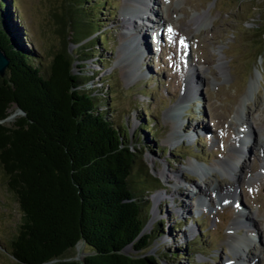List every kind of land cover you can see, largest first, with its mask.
Instances as JSON below:
<instances>
[{"label": "rangeland", "instance_id": "obj_1", "mask_svg": "<svg viewBox=\"0 0 264 264\" xmlns=\"http://www.w3.org/2000/svg\"><path fill=\"white\" fill-rule=\"evenodd\" d=\"M61 1L14 0L24 44L48 58L62 42L51 16L56 6L59 11ZM92 1L98 6L92 15L99 19L94 36L100 31L108 42L101 48L87 43L85 53L91 55L84 56L81 68L75 61L73 71L83 70L92 77L86 88L99 97L101 109L107 110L114 123L121 125V131L140 147L143 169L157 184L152 187L146 230L159 221L165 234L154 242L149 253L155 254L161 264H226L235 261L237 254L243 255L248 264H264V172L259 175L262 151L257 149L253 154L250 145L264 139V32L259 37L256 35L261 31L254 30L264 28V0H151L149 13L161 18L164 7L165 16L175 20L157 24L155 20L134 17L140 24L134 30L136 38L129 36L122 17L132 0ZM168 6H172L171 10ZM199 13L204 20L198 28L191 18ZM72 33L69 28L68 34ZM77 46L68 43L72 53ZM191 72L194 75L189 79ZM256 72L259 90L246 107L242 102ZM110 90L114 92L108 93ZM178 107L182 114L173 110ZM11 111L5 120L8 124L23 114L17 105ZM243 112L244 123L239 121ZM144 122L150 124L152 131L143 129ZM175 130L188 141L182 143L183 138H173ZM194 130L201 132L200 143L194 142ZM248 134L250 150L245 147L248 154L241 158L243 165L240 162L236 170L243 172V177L234 178L228 172L231 162L226 159H240L232 142L236 138L247 140ZM190 161L214 168L203 178L189 167ZM165 163L169 169H184V187L175 194L163 190L176 184L174 179L167 182L159 172ZM143 169L132 176L134 185L141 184ZM196 181L203 187L220 184L224 190L212 187L206 195L192 196L189 191ZM225 192L229 198L223 195ZM155 195L161 199L157 213L153 212ZM205 201L210 209L204 206ZM180 206L186 211H179ZM20 215L19 204L0 168V264H17L8 247L17 233ZM251 216L256 217L260 228L251 225L254 221H246ZM237 217L245 219L247 226L233 228ZM196 220H202V224ZM247 235L254 238L248 257L244 251L236 253L230 244L233 238ZM189 243L195 253L187 249ZM177 248L178 252L174 250ZM88 251L89 246L80 241L67 255L81 259ZM125 251L137 253L132 247ZM171 251L178 254L172 257Z\"/></svg>", "mask_w": 264, "mask_h": 264}, {"label": "trees", "instance_id": "obj_2", "mask_svg": "<svg viewBox=\"0 0 264 264\" xmlns=\"http://www.w3.org/2000/svg\"><path fill=\"white\" fill-rule=\"evenodd\" d=\"M91 1L62 0L59 11L53 9L62 42L48 58L24 44L14 0H0V48L9 59L0 76V168L20 208L8 247L17 264H161L149 253L165 230L159 221L146 230L157 184L143 169V152L86 88L92 77L73 71L75 61L81 68L91 55L87 43L101 48L108 42L101 32L94 36L98 6ZM254 30L263 35V27ZM69 41L78 45L73 53ZM13 105L23 114L8 124ZM141 169L142 182L134 185ZM80 241L90 251L69 258ZM129 247L137 253H127Z\"/></svg>", "mask_w": 264, "mask_h": 264}, {"label": "bare ground", "instance_id": "obj_3", "mask_svg": "<svg viewBox=\"0 0 264 264\" xmlns=\"http://www.w3.org/2000/svg\"><path fill=\"white\" fill-rule=\"evenodd\" d=\"M133 2L130 4V6L128 7V9H126L124 12H123V16L124 17V24H125V27L128 29V32H129V36H132V37H135L137 36V32H134V30H137L140 28V24H138V21L134 20V17H137L138 19H147V20H155V22H157L158 24V21H161V20H164L166 22L168 21H172L174 22V20L172 19V16L170 17H166L165 16V9L164 7H162V11H163V15L161 18H158V16H153L152 13H149V9H150V2L151 0H132ZM171 7L172 6H168L167 8H169L171 10ZM174 10V9H173ZM203 20H204V16L202 13H199V14H194L191 18V21H193L194 24H197V27L199 28L200 26L203 25ZM144 25V24H143ZM153 27H156V25L154 24ZM127 32V33H128ZM127 36V35H126ZM211 60H208V62L210 63ZM198 70H199V73L202 74L201 70L202 68L201 67H198ZM194 73L191 72L189 74V79L191 77H193ZM193 79V78H192ZM259 85H260V81H259V73L256 72L255 73V77H252L250 83H249V87H248V90L246 92V100L244 99V101L242 102L244 104V106L248 107V104L249 103V100H252L255 95L257 94L258 90H259ZM192 94V93H191ZM189 97H191L190 95H188ZM188 100V99H186ZM185 100V101H186ZM175 112L177 111V113L179 114H182L181 113V107H178V109H173ZM239 121H242L243 122V119L245 118L244 117V112L239 116ZM177 130H175V132L173 133V138L175 139H179V138H183L184 135L180 132H176ZM245 143V145H244ZM232 146L233 148H235V150L240 154V158H242L244 155L246 156V154H248L246 151H245V147H246V142L243 140V139H238L236 138L235 141L232 142ZM248 146V145H247ZM252 149V153L254 154L255 150H261L262 151V156H261V159L263 160V167L259 173V175H263V172H264V139H258L254 145H252L251 147ZM250 150V148H249ZM240 159H232V157H227L226 159V162H231V170L228 171L229 174L232 176V177H243V172L239 173L237 170V167L238 165H240ZM166 163L164 164V167L161 168L159 170V172L162 174V176L166 179L167 182H170V179H174L176 184L174 185V187L172 189H169L168 187H165L164 189L167 191V193L171 192V191H174L173 193H177V191L179 189H181L182 187H184V183L182 181L183 180V177L181 176L182 174V170H184L183 168H179V169H169V168H166ZM243 165V163H242ZM189 167H191L200 177H206L207 173L209 172V170L211 168H214V166H212L211 168L210 167H206V166H203L201 164H198L194 161H190L189 163ZM219 167V166H218ZM219 169V168H218ZM221 170V169H219ZM209 183V182H208ZM231 185L234 186V183H230ZM193 186H194V189H191L189 192L191 193V195H197V194H200V195H206L207 192L210 190V188L214 187V189H217V191H221V190H224L223 186H220L219 185H213L211 183H209V185L207 187H203L200 182H194L193 183ZM161 193V192H160ZM163 194V193H162ZM223 195L225 196H230V194H228L227 192L223 193ZM231 197H233L231 195ZM229 198V197H228ZM154 200H155V209H154V213H157L158 211V208L160 207V203L159 201L161 200L159 198V196L155 195L154 196ZM212 200V198H211ZM183 208V209H182ZM186 207H182L180 206L179 207V211L182 209L184 212L186 211L185 209ZM154 220V219H153ZM152 220V221H153ZM152 221L150 222V224L152 223ZM247 222L250 221H254L253 223L254 224H251L252 226H255V227H259L258 225V222L256 221V217L255 216H251L249 218H247L246 220ZM245 223V219H241L239 217H237L234 222H232V226L233 228H238V227H241V226H247ZM250 225V226H251ZM150 226V225H149ZM260 228V227H259ZM233 241L230 243L231 246L234 248V250H237L236 253H238V251H244L246 256L248 257L250 252L252 251V242L254 240V238H252L251 236L247 235L245 238H241V237H235L232 239ZM261 252L264 253V247L261 249ZM256 256V255H255ZM254 258H251L250 261H253ZM226 264H248L247 263V260L245 257H243V255L241 254H237V259H235V261H227Z\"/></svg>", "mask_w": 264, "mask_h": 264}, {"label": "water", "instance_id": "obj_4", "mask_svg": "<svg viewBox=\"0 0 264 264\" xmlns=\"http://www.w3.org/2000/svg\"><path fill=\"white\" fill-rule=\"evenodd\" d=\"M9 64V59L0 48V76H4Z\"/></svg>", "mask_w": 264, "mask_h": 264}]
</instances>
